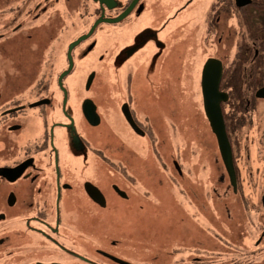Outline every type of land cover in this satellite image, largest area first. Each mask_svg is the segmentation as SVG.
I'll use <instances>...</instances> for the list:
<instances>
[{
    "label": "flooded vegetation",
    "instance_id": "flooded-vegetation-1",
    "mask_svg": "<svg viewBox=\"0 0 264 264\" xmlns=\"http://www.w3.org/2000/svg\"><path fill=\"white\" fill-rule=\"evenodd\" d=\"M12 1L0 24V264H264V0H76L73 12L70 0ZM85 3L92 21L70 34ZM179 24L199 52L183 111ZM209 61L222 69L235 185L205 108ZM162 218L172 240L154 245L148 222L157 238Z\"/></svg>",
    "mask_w": 264,
    "mask_h": 264
},
{
    "label": "rangeland",
    "instance_id": "rangeland-1",
    "mask_svg": "<svg viewBox=\"0 0 264 264\" xmlns=\"http://www.w3.org/2000/svg\"><path fill=\"white\" fill-rule=\"evenodd\" d=\"M67 4L69 7V11L73 12L74 9H76V0H70ZM12 5H13L12 0L6 1L4 3H2L0 1V11L3 10L0 12V24H8L11 22V20H10L11 14H9V13L11 12ZM89 14H90V10L88 9V4L85 3L84 7H83V9L79 15H75V16L72 15V16L67 17L66 18V24L68 25L69 33L72 34V33H74V31L77 30V28H78L77 26L79 25L81 18L83 19L84 24L91 22L92 19L89 20V18H88ZM101 22H102V20H99L98 23H95L97 25L99 24L100 28L102 27V29L99 31V39H100L99 43H101L103 40H104V42H107V40L109 38L108 33L109 32L111 33L109 25L108 24H101ZM179 25L181 28L180 40L178 43L180 50H179V53H176L173 60L170 57V61H171V64L177 65V67L179 69V77H178L179 84L180 85H182V83L185 84V88L187 90V92H184L181 89H179V96H180L179 107H181V110L183 111L184 109H187L186 103H192L193 99L191 100L190 92H188V84L186 83L185 80L184 81L182 80V78H183L182 76L185 73H189L188 70H190L192 77H193V82H191L190 85H192V92L195 93L197 90L196 85H194V79H196V65L194 64L192 54H197L199 52L194 51L193 49L190 48V46L185 41H182V38L184 37L182 35V32L185 34H187L189 32V27L187 26L188 24H179ZM183 28H185V30H183ZM172 29H173L172 26L169 25L167 30L171 31ZM165 34L166 33H164L163 36H165ZM101 47H102V45H101ZM163 56H164V54H163ZM134 59H135V57H133L131 59V65H133ZM170 81H171L172 85H175V83L172 81V79ZM99 82H100L99 83L100 85H105V88L101 91L102 96H100L99 99H100L101 103H106L108 100V94H109L108 87H107V77L102 75ZM176 84H177V82H176ZM194 99L196 100V97H194ZM107 115L108 116L110 115L109 120L111 123H113L114 125L120 124L119 123V116H118L116 110L113 109L112 112L107 113ZM107 129H108V121L106 119V123L104 125L103 130L106 131ZM104 139H106V137ZM128 139L133 140L131 137H128ZM162 220H163V218H162ZM148 224H149L148 229L149 230L151 229L152 231H148L147 235L149 236V240L151 238H154V239H152L156 242V243H154V245L155 244L158 245L160 238L164 239V240H172L171 239V230H173V225H172L171 221H168L166 219L163 220L161 228H162V230L164 229V232L160 237H157V238H155L158 235L156 228L158 229V227H160L159 221L154 220L152 222H148ZM127 244L128 245L130 244L129 241H127ZM148 254L151 255V253H148ZM152 254H156V252H154Z\"/></svg>",
    "mask_w": 264,
    "mask_h": 264
},
{
    "label": "water",
    "instance_id": "water-1",
    "mask_svg": "<svg viewBox=\"0 0 264 264\" xmlns=\"http://www.w3.org/2000/svg\"><path fill=\"white\" fill-rule=\"evenodd\" d=\"M104 1H107V0H104ZM245 3H250V0ZM221 77H222L221 67L216 66L215 61H212V62L209 61L205 66L204 74H203V98H204L205 108H206L208 117L211 120L214 131L218 135L220 147H221L224 159L226 160V164H227V168H228L231 181L233 185H235L236 175H235V169L233 165V157H232V152H231L229 141L225 134L224 122H223L221 105H220L222 101H225V97L223 98V95L219 92V85H220ZM126 107L127 106L125 105L123 110L127 116L128 122L131 123L133 128L134 127L137 128V126L133 122V119L130 113L127 112L128 108L125 109ZM86 116L92 124L94 125L100 124L99 116L95 114V108L93 109L92 113L86 114ZM115 260L122 262L121 260L117 258ZM124 264H127V263H124Z\"/></svg>",
    "mask_w": 264,
    "mask_h": 264
}]
</instances>
